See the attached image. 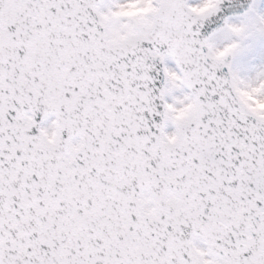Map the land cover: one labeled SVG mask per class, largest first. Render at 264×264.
<instances>
[{
	"label": "snow or ice",
	"instance_id": "6c2138e0",
	"mask_svg": "<svg viewBox=\"0 0 264 264\" xmlns=\"http://www.w3.org/2000/svg\"><path fill=\"white\" fill-rule=\"evenodd\" d=\"M0 264H264V0H0Z\"/></svg>",
	"mask_w": 264,
	"mask_h": 264
}]
</instances>
